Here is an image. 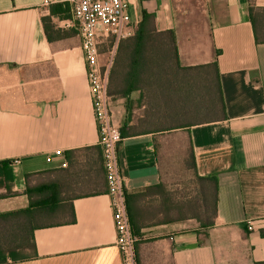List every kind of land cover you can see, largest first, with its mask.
Returning a JSON list of instances; mask_svg holds the SVG:
<instances>
[{"label": "crops", "instance_id": "0c3cea01", "mask_svg": "<svg viewBox=\"0 0 264 264\" xmlns=\"http://www.w3.org/2000/svg\"><path fill=\"white\" fill-rule=\"evenodd\" d=\"M128 2L132 35L150 15L154 32H174L180 67L161 77L180 90L173 107L160 81L111 96L138 264L264 263V0ZM50 3L72 15L70 0ZM49 15L43 0H0V162L15 177L0 212L28 213L0 221L1 242L22 244L8 264H123L79 30L52 17L64 35L49 41ZM173 108L200 117L168 124Z\"/></svg>", "mask_w": 264, "mask_h": 264}, {"label": "built area", "instance_id": "2783aa9c", "mask_svg": "<svg viewBox=\"0 0 264 264\" xmlns=\"http://www.w3.org/2000/svg\"><path fill=\"white\" fill-rule=\"evenodd\" d=\"M44 6L51 5L43 0ZM73 22L78 27L82 50L86 59L90 95L98 125L99 142L102 150L110 208L116 230V246L123 264H138L136 241L128 214L125 194L126 180L122 174L119 148L123 140L120 126L113 120L108 94L109 75L100 64L99 43L102 38L112 37L118 43L132 35V23L128 0H70ZM63 152L58 150L57 156ZM51 161V158H48Z\"/></svg>", "mask_w": 264, "mask_h": 264}, {"label": "trees", "instance_id": "16d2710c", "mask_svg": "<svg viewBox=\"0 0 264 264\" xmlns=\"http://www.w3.org/2000/svg\"><path fill=\"white\" fill-rule=\"evenodd\" d=\"M52 17H59L61 20L71 21L72 15L69 3L50 5V15L43 17L42 21L49 41L61 38L64 35L61 29L56 28L53 24ZM152 23V17L144 13L143 19L135 34L116 43L117 56L115 57L110 72V85L108 87V94L110 96L121 97L129 101L135 92L151 90L152 87L156 89L157 82L163 80L161 77L165 74H172L174 69L180 68L174 32L156 33L152 29ZM213 66L217 69V64ZM116 68H119V71L115 74ZM216 74L212 71V79L215 78L214 81L217 83L216 91L218 93V96L213 100L214 112L217 107V109L223 112L222 114H225L222 90ZM215 116L214 114L213 119L216 118ZM14 179L11 162H0V190L5 189L6 191V193L0 194V200L13 194L12 184ZM206 180L210 182V188L214 193L217 189L216 179L209 178ZM42 193L45 196L44 198L48 199L47 192L43 191ZM50 201L55 202V199H50ZM23 214L24 212L5 214L0 212V221H11L13 217H19ZM24 215H28V213L25 212ZM21 245L11 244L6 247L3 246L0 232V264H8L9 260H20L21 258H19L17 250L14 249Z\"/></svg>", "mask_w": 264, "mask_h": 264}, {"label": "rangeland", "instance_id": "374dc122", "mask_svg": "<svg viewBox=\"0 0 264 264\" xmlns=\"http://www.w3.org/2000/svg\"><path fill=\"white\" fill-rule=\"evenodd\" d=\"M79 33V31H78ZM99 53H100V64H101V68H102V71L103 72H107L108 71V75H109V85H110V72H111V69H112V66H113V63H114V60H115V57L117 56V44H116V41L114 38L112 37H107V38H102L100 43H99ZM119 71V68H116V71H115V74ZM180 80V79H179ZM179 80L177 82H179ZM214 79H212V81L210 83H208V85L213 88V93H212V99L214 100L215 97L218 96V93H217V83L216 81H214ZM163 84H165L163 86V91L165 93V96L166 97H169V100L167 99V101H169V106L170 107H173V99L175 100V98L177 97V95L180 93V90H178L176 92V95H174V91L172 92L171 89H168L169 86L168 84L170 85H173V80L172 79H163L161 81ZM108 85V87H109ZM193 86H194V89H193V95L195 97L196 100H200L201 97L203 96L204 94V83H199V82H194L193 83ZM111 100H112V97H111ZM179 110H175L174 108L172 110H169L168 113L166 114L167 115V123L168 124H176V123H179V122H182L184 121L185 119H187L188 117L189 118H199L200 116L198 114H193V113H190V114H187V116L181 114L178 112ZM216 111H219V110H216ZM198 113V112H197ZM220 115L221 112H218ZM185 165V168L186 170H192L193 168V164H192V157H191V154L188 156V159H187V162L184 164ZM206 214L207 218H208V215L209 214H212V216H214V210H207V211H198V214Z\"/></svg>", "mask_w": 264, "mask_h": 264}]
</instances>
